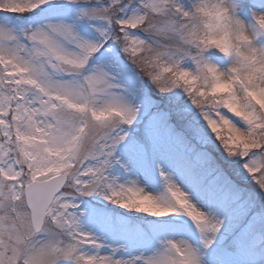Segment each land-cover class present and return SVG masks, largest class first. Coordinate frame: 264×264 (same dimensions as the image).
Listing matches in <instances>:
<instances>
[{
    "label": "snow or ice",
    "instance_id": "snow-or-ice-1",
    "mask_svg": "<svg viewBox=\"0 0 264 264\" xmlns=\"http://www.w3.org/2000/svg\"><path fill=\"white\" fill-rule=\"evenodd\" d=\"M240 9L232 0H0V264H208L226 232L235 250L250 252L255 236L264 247V198L246 201L214 165H202L212 175L206 209L163 167L159 196L111 175L127 170L121 145L148 164L176 134L166 117L129 142L125 129L140 116L125 95H135L131 69L162 94L182 89L228 158L264 149V14L249 25ZM244 168L264 194V165ZM92 196L187 217L203 247L168 239L146 257L87 255L104 248L81 228L77 201Z\"/></svg>",
    "mask_w": 264,
    "mask_h": 264
},
{
    "label": "rangeland",
    "instance_id": "rangeland-1",
    "mask_svg": "<svg viewBox=\"0 0 264 264\" xmlns=\"http://www.w3.org/2000/svg\"><path fill=\"white\" fill-rule=\"evenodd\" d=\"M232 2L241 5V19L249 25H254L257 15L264 14V0H232ZM51 19L54 18L46 13L41 16L43 22ZM214 59L222 68L230 63L219 53ZM186 67L193 66L187 63ZM129 68L131 69V66ZM125 85L135 90V95H125L140 108L137 122L125 129L130 143L142 140L146 126H158L166 116H171L175 121L170 122L175 127L176 134L174 142L168 145L163 154L159 151L152 152L148 164L144 163L142 155L132 156L126 150V146L121 145L117 159L123 157L127 162V170L119 165L111 169V175L118 183L131 186L130 182L135 181L136 185L145 192H150L154 196L162 195L167 191L166 182L159 173V168L163 167L173 181L189 195L194 204L206 209L208 201L205 188L212 179L209 167L202 166L207 162L219 168L246 201L253 200L257 205L260 203L264 194L259 191L258 185L244 168V164L264 165V149L254 150L243 159L228 158L219 141L207 128L200 110L191 103L182 89L162 94L147 77L142 78L134 69L126 72ZM152 97L163 100L164 111H167V114L151 112V109L155 108ZM237 160L239 163L235 162ZM77 203L80 206L81 228L104 244L102 249H85L87 255H114L125 260L137 256L146 257L152 255L154 250L161 246V241L168 239L177 242L187 241L195 247H203L198 230L187 217L179 215L151 217L120 208L102 196L84 197ZM261 241L262 237L255 236L250 252L235 250L231 246V233L226 232L218 238L217 244L212 249L207 250L205 260L208 264H215L216 261H220L221 264H264V247L261 246ZM113 249L119 251L114 253Z\"/></svg>",
    "mask_w": 264,
    "mask_h": 264
}]
</instances>
